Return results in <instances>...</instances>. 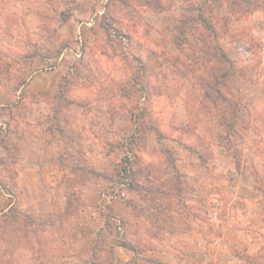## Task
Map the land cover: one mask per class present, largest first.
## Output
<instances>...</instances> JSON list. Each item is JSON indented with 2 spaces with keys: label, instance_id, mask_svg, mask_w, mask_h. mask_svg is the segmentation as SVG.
Listing matches in <instances>:
<instances>
[{
  "label": "clouds",
  "instance_id": "clouds-1",
  "mask_svg": "<svg viewBox=\"0 0 264 264\" xmlns=\"http://www.w3.org/2000/svg\"><path fill=\"white\" fill-rule=\"evenodd\" d=\"M0 264H264V0H0Z\"/></svg>",
  "mask_w": 264,
  "mask_h": 264
}]
</instances>
